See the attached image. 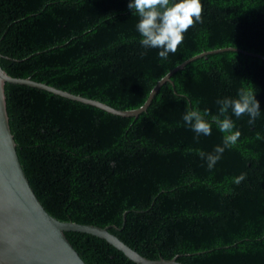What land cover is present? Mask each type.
Masks as SVG:
<instances>
[{
	"label": "trees",
	"instance_id": "1",
	"mask_svg": "<svg viewBox=\"0 0 264 264\" xmlns=\"http://www.w3.org/2000/svg\"><path fill=\"white\" fill-rule=\"evenodd\" d=\"M128 0H0V62L119 109L143 105L169 71L202 52L264 55V0H202V22L167 60L142 49ZM138 116L27 84L6 83L22 165L46 209L110 230L143 255L185 264H264V59L209 53L176 71ZM251 90L254 125L227 114L240 136L212 169L223 133L195 134L188 110L218 114V98ZM88 264H139L106 239L66 232Z\"/></svg>",
	"mask_w": 264,
	"mask_h": 264
},
{
	"label": "water",
	"instance_id": "2",
	"mask_svg": "<svg viewBox=\"0 0 264 264\" xmlns=\"http://www.w3.org/2000/svg\"><path fill=\"white\" fill-rule=\"evenodd\" d=\"M239 50L264 55L236 47H225L202 52L173 68L151 90L145 103L134 109H119L106 102L64 90L30 77L9 74L0 62V264H88L69 240L66 232L81 231L102 237L139 264H185L173 258H149L130 246L110 228L91 223L65 221L52 215L44 206L22 165L17 141L12 132L7 107L6 83L27 84L56 94L98 106L122 116H138L146 111L161 86L172 82V75L188 62L209 53ZM0 53V57H1ZM173 83V82H172Z\"/></svg>",
	"mask_w": 264,
	"mask_h": 264
},
{
	"label": "clouds",
	"instance_id": "3",
	"mask_svg": "<svg viewBox=\"0 0 264 264\" xmlns=\"http://www.w3.org/2000/svg\"><path fill=\"white\" fill-rule=\"evenodd\" d=\"M127 8L132 16L137 17L135 28L140 36V47L158 50L157 56L161 60H167L169 54L177 51L191 26L202 22V0H128ZM216 104L219 106L218 114L211 118V122L206 119L208 109L202 113L197 109L188 110L182 116L184 126L195 134V138L210 136L212 122L219 132L225 134L223 146H217L214 154L198 153L201 159L206 160L209 169L214 167L226 148L236 144L240 136L234 121L227 115L229 111L237 119L246 115L250 125L255 124L262 112L256 94L246 88L240 89L236 98H218ZM256 138L264 139V136L258 133Z\"/></svg>",
	"mask_w": 264,
	"mask_h": 264
}]
</instances>
